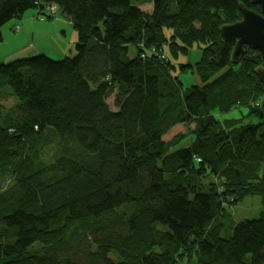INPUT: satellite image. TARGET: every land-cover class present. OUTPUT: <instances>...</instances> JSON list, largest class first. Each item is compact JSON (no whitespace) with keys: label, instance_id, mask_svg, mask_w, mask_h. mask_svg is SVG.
I'll return each instance as SVG.
<instances>
[{"label":"trees","instance_id":"trees-1","mask_svg":"<svg viewBox=\"0 0 264 264\" xmlns=\"http://www.w3.org/2000/svg\"><path fill=\"white\" fill-rule=\"evenodd\" d=\"M143 1L0 0V41L31 9L43 16L56 7L77 33L72 58H0V92L18 102L6 117L0 111V177L11 178L0 189V264H264V179L261 217L222 236L224 202L264 165V122L231 131L213 115L264 96L259 51L246 48L234 63L220 31L241 20V4L261 8L153 0L149 15ZM166 45L175 57L202 51L203 86L184 88L172 75ZM195 123V142L174 149ZM207 173L224 181L222 192L204 186Z\"/></svg>","mask_w":264,"mask_h":264},{"label":"rangeland","instance_id":"rangeland-1","mask_svg":"<svg viewBox=\"0 0 264 264\" xmlns=\"http://www.w3.org/2000/svg\"><path fill=\"white\" fill-rule=\"evenodd\" d=\"M141 9L144 12L151 15L154 10L153 0H144ZM46 15V14H45ZM41 16L37 10L31 9L27 11L21 19H15L9 22L3 28V40L0 41V56L2 62L5 64L30 58L38 55H45L55 61H60L66 57H75L77 43V33L73 28L72 23L67 17L62 16L60 11L49 18ZM230 23H223V25H229ZM18 25V30H13L12 26ZM167 38L170 37V33L166 32ZM166 43V42H165ZM163 43V45H165ZM169 43V42H168ZM153 47H145V49L151 54ZM167 61H169L175 68L172 72L173 76L180 78V82L183 83L184 88H188L193 85L203 86L200 75L196 71V64L201 61L202 51L199 48L193 47L189 53L180 54L175 57L169 50L168 46L163 47ZM137 49L134 46L130 47V57L135 58L137 56ZM158 53V52H157ZM6 57V58H5ZM245 57V56H243ZM186 65L183 69L181 66ZM190 65V66H189ZM240 66L235 68L236 71ZM262 68V67H260ZM221 74H219L220 76ZM263 96V95H262ZM259 100L258 103H256ZM256 101L250 102L251 108L235 107L227 114H221L217 111L213 113L218 120L220 127L226 130H237L242 126L248 124H257L264 122V107L257 108L259 105L264 106V96L259 97ZM109 106L116 110L115 96L108 98ZM18 104L17 99L12 95L11 91L4 89L0 92V111L4 117L7 113ZM181 133H187V137L180 142L176 148L180 149L191 146L195 140L196 135L194 132L198 130V125L195 123L191 125L187 131L185 128H181ZM228 131V132H231ZM175 135V133H174ZM52 136V135H51ZM51 146L45 148L43 151L47 153V156H52L55 149V139L51 137ZM246 186L244 188H235L232 190L234 195L228 201L224 202V208L226 213L230 214V218L226 219V229L223 231L222 236L228 238L231 236V225H237L247 220L259 219L263 213V207L261 203V197L257 190L263 184L264 179V165L260 170L252 173H247L245 176ZM11 183L10 176L0 177V189H5ZM202 183L208 187L210 185L216 186L219 192H222L224 187L223 180L215 177L211 173H207ZM224 193V192H223ZM239 193H247V196L240 202L234 201ZM125 211H128L125 209ZM115 263L121 262L118 256L111 254ZM178 264H198L196 258L185 259L178 262Z\"/></svg>","mask_w":264,"mask_h":264},{"label":"water","instance_id":"water-1","mask_svg":"<svg viewBox=\"0 0 264 264\" xmlns=\"http://www.w3.org/2000/svg\"><path fill=\"white\" fill-rule=\"evenodd\" d=\"M254 6H259L261 12L253 11L240 5L242 18L240 21L221 27V39L233 47L232 59L238 63L245 55L246 48L259 51L264 61V0H251ZM259 83L264 86V69L257 72Z\"/></svg>","mask_w":264,"mask_h":264},{"label":"built area","instance_id":"built-area-1","mask_svg":"<svg viewBox=\"0 0 264 264\" xmlns=\"http://www.w3.org/2000/svg\"><path fill=\"white\" fill-rule=\"evenodd\" d=\"M50 15H43L42 19H44V17H48V16H55L57 14V8L56 7H52L49 12Z\"/></svg>","mask_w":264,"mask_h":264},{"label":"crops","instance_id":"crops-1","mask_svg":"<svg viewBox=\"0 0 264 264\" xmlns=\"http://www.w3.org/2000/svg\"><path fill=\"white\" fill-rule=\"evenodd\" d=\"M143 10V9H142ZM16 26V25H15ZM14 26H12L11 28H13ZM0 58L2 59V57L0 56ZM6 58V57H5ZM2 60H4V59H2Z\"/></svg>","mask_w":264,"mask_h":264},{"label":"flooded vegetation","instance_id":"flooded-vegetation-1","mask_svg":"<svg viewBox=\"0 0 264 264\" xmlns=\"http://www.w3.org/2000/svg\"><path fill=\"white\" fill-rule=\"evenodd\" d=\"M259 69H264V67H262V68H259ZM259 69H257V71H258ZM257 71H256V72H257Z\"/></svg>","mask_w":264,"mask_h":264}]
</instances>
